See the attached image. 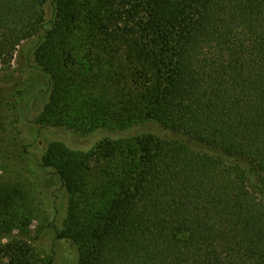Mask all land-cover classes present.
Here are the masks:
<instances>
[{
	"label": "trees",
	"instance_id": "16d2710c",
	"mask_svg": "<svg viewBox=\"0 0 264 264\" xmlns=\"http://www.w3.org/2000/svg\"><path fill=\"white\" fill-rule=\"evenodd\" d=\"M80 22L130 42L137 118L169 136L138 135L136 154L122 140L88 154L51 144L42 164L71 197H91L95 157L129 159L101 211L71 199L58 238L78 245V264H264V0H0V68L46 32L36 61L52 95L41 126L89 132L99 119L88 108L72 120L51 57ZM66 54L65 68L75 62ZM27 252L0 245L10 264H29Z\"/></svg>",
	"mask_w": 264,
	"mask_h": 264
},
{
	"label": "rangeland",
	"instance_id": "374dc122",
	"mask_svg": "<svg viewBox=\"0 0 264 264\" xmlns=\"http://www.w3.org/2000/svg\"><path fill=\"white\" fill-rule=\"evenodd\" d=\"M47 13L50 19V2ZM45 34L42 30L25 41L11 66L0 68V245H22L28 249L24 260L29 264H78V245L57 236L66 229L71 199L76 198L84 211H101L110 195V176L127 167L129 159L126 155H100L96 161L95 157L87 185L91 197L84 196L86 191L71 197L58 171L42 164L49 146L61 143L74 153L88 154L99 151L101 143L122 140L125 154L131 150L136 154L132 145L138 135L152 133L165 138L169 132L137 118L140 93L131 80L136 65L125 54L130 42L97 38L103 32L86 22L78 23L68 33L66 44L52 49L51 57H55L56 70L67 86L72 120L88 108L98 111L99 119L89 132L41 126L38 119L52 95L50 78L36 61L40 35ZM66 50L75 62L65 68ZM0 264H10V260L0 254Z\"/></svg>",
	"mask_w": 264,
	"mask_h": 264
}]
</instances>
